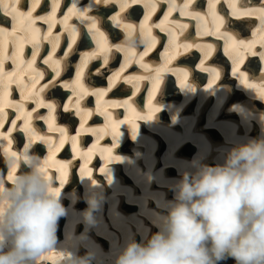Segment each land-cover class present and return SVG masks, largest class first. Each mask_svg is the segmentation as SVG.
Segmentation results:
<instances>
[{"label": "bare ground", "instance_id": "obj_1", "mask_svg": "<svg viewBox=\"0 0 264 264\" xmlns=\"http://www.w3.org/2000/svg\"><path fill=\"white\" fill-rule=\"evenodd\" d=\"M198 1L200 2V0H191V5L198 3ZM204 1L202 0L203 5ZM221 1L214 0L215 8L211 9L209 17L206 13L194 16L181 15L179 10L172 11L169 21L173 23H166L165 27L176 33L177 42L180 45L179 48L170 47L167 30L161 31L160 28L152 27L155 45L148 50L147 55L143 56V60L138 62V60L129 61L123 51H116V46L122 44L124 40H119L121 42H112L111 40L120 38V36L121 38L125 37L126 32L122 27H116L112 17H122L124 18L122 23H131L138 27L144 22L145 17L149 15V9L145 7L144 3L133 4L130 8L121 12L118 3L97 5L96 0H60V8L56 14L57 23L52 30V34L53 36H60V44L55 55H62V51H65V55H67V59L64 61L66 65L64 71L67 74L64 77L70 75L68 71H77L78 64H74L73 60L82 56L81 62L83 53H88V51H83V53L80 51L81 43L88 42V36L96 42L92 34L88 32V22L81 23L77 17L73 16L69 23L78 29L79 36L76 44L71 45L69 33L64 30L63 25L59 21L68 14V9L74 3L80 10L91 9L88 11V15L98 18V26L107 36L109 44L113 46V50L109 55L107 65L103 64L102 57L92 59L85 70L86 73L90 67L94 68V72L90 74L93 78L91 80L93 84L89 89H105L106 94L100 97L99 100L96 95L89 94L81 100L80 105L81 109L84 110L82 115H85L86 122H89L95 111L93 107H88L86 102H89L90 96L93 95L99 104L106 107L102 112L107 113L106 119L110 122L111 132L100 135L99 141L103 142L102 146L99 147L98 142H96L95 147L97 148L93 150L83 151L82 149H77L76 153L79 156L76 158L59 152V149L62 151L63 147H59V142L57 141V135L60 132L55 130L63 128L66 129V134H68L70 129L81 122V117L75 114L70 103L75 100L71 88L62 86L48 88L41 94L46 102H55L57 104L53 130L49 131L48 123L45 119H36L37 116L47 117L48 109L37 108L31 98L15 101L17 100L16 93L19 92V95H21V86L16 82V77H13L12 83H17V87L12 86L10 88L11 85L9 87L7 99L15 105L22 103L27 112L32 113L33 124L39 120L37 124H45V128L48 130L47 133L38 131L36 133L40 136L51 138L50 152L52 155L46 160V172L50 180L53 177H58V183L54 181V184L60 190L59 197L66 209V215L59 220L58 229L55 233V249L58 252L70 253L74 258H78L74 253V249L79 244L87 251H84L81 258H88L87 256L91 255V258L99 264H116L118 256L130 242L135 240L136 243H145L154 233L160 230V223L167 216L170 204L175 201L176 193L172 197V195H169L170 190L176 189V185L183 179L185 172L193 171L191 162L194 160L204 164L210 162L212 166L222 164L227 152L233 147L246 143L248 140L257 139L252 136L254 133L250 132L253 127L255 132L264 131V114L257 112L264 108V98H261V94L264 92V65L261 68L262 72H258L260 62L255 61L258 59L257 55L260 56L259 53L264 52V47H262L264 30H260L261 21L258 15L244 16L241 19H237L231 13L230 18L227 13L228 9L232 11V8L229 7V0H225L226 9ZM49 2L51 4L52 0H41L40 7L36 9L33 16H49L52 12V4L50 5ZM187 2L188 0H175L177 9L183 7V4ZM239 3L246 4L250 9L264 7V1L261 2V0L255 3L252 0H239ZM30 4L31 0H21L20 7L23 11H28ZM48 4L50 9L47 7ZM191 5L188 11L196 13ZM168 11V0H161L148 20L149 25L161 23L164 17L168 15ZM213 12H215V17H220L224 20L223 25L220 27V33H224L227 30L228 34L238 42L243 40L251 44L252 51H255L257 55H252L251 51L244 47L232 48L227 46L228 37L218 35L214 31L216 19L212 14ZM127 16L128 18L126 19ZM13 23L11 17L0 16V28L6 29L4 38L6 39V49L9 56L14 51L13 40L16 36H23L24 29L27 27L26 23L23 25L17 23V30L13 33ZM35 27L41 30L40 36L42 38L47 32L48 24L43 20L37 19ZM238 29L241 30L240 32H244L242 36L237 33ZM248 34H252V36L248 37ZM166 40V46L162 50L160 44H163ZM48 43V41L41 39L40 52L34 65V67L43 70L45 73L37 88L48 83L55 76L51 68L48 67L47 71L45 69L47 65L43 64V60L47 58L46 54H51L50 52L52 51V45L49 43L48 46ZM70 45L72 51L68 52L67 49ZM185 45H190V47H185ZM207 45H211L212 49L210 56L205 59V51L203 49ZM96 50L92 49L89 52ZM33 51V44L26 42L23 52L25 68L27 67V62L32 58L31 54ZM144 51L145 48L139 46L133 52V55L140 57ZM119 53L123 54L126 61L120 65H115V67L114 65H109L110 60H119ZM195 58L198 60L195 65H186L184 60H194ZM54 59H56L55 56ZM181 63L183 67L178 65ZM143 65L148 67L145 68ZM122 68L123 72H121L120 80L115 87L110 88L111 77L116 72H120ZM228 68H230L229 72H227ZM13 71L19 70L11 59L5 60L4 72ZM157 71H159L160 75V85L158 89L154 90L153 83L156 80ZM185 73H187L186 76ZM173 75H176L178 81H176V77L172 79ZM190 76L202 79H206L209 76V79L212 80L208 85L201 88L199 84L197 85L193 82V79L192 81L188 79ZM24 80L29 82L27 75ZM164 80L166 81L164 82ZM245 80L246 82H242ZM105 82L106 86L103 85ZM218 82H222V85H218ZM65 83L71 84L72 81L57 80L58 85ZM163 83L164 86H162ZM101 84L104 87H101ZM143 90L144 93L142 92ZM125 92L129 93L123 95ZM181 92L185 95L183 99L174 100L166 104L157 102L169 94L180 96ZM141 93L144 95L141 96ZM245 94L248 100L242 101V97ZM62 95L63 97L61 98ZM125 101L128 102L127 105H125ZM188 106L196 109V112H192L189 115L185 114L184 110L189 108ZM256 106H258L257 110ZM64 107H69L70 111L65 112L63 110ZM143 107H146V109ZM12 109L16 108L11 106L5 108L7 119L4 121L3 128H0V132L7 134L11 131V150L17 151L22 149V139L25 138L23 145H28L29 134L26 131H20L24 126V119H17L15 117L16 113ZM44 111L46 113H42ZM19 115L20 113L18 112ZM121 115L126 118L120 119L119 116ZM97 119L99 120V117ZM7 120V126H4ZM13 120L16 125L19 123L14 130L9 126ZM159 120H166V123H160L158 122ZM143 121H146L145 125L149 128V133L148 131L142 132ZM33 124H31L32 128ZM194 126L199 128V133H195L196 130L191 129ZM102 129L107 131L108 127L103 126ZM131 129L134 131L130 133ZM244 130L247 131L245 132ZM84 131L86 134H83L82 130L72 131L68 137H76L79 146H84L90 136L98 139L99 131L94 127L84 129ZM206 132H209V134ZM262 133L261 137H264V132ZM213 134L222 135L224 142L217 145L214 143L210 144V136ZM82 135H87V137L83 139ZM254 135L256 136V133ZM110 140H112V145ZM192 141L194 144L191 143ZM70 144V139L64 143L65 146ZM195 144H197V148H195ZM47 145L49 146L48 143L41 142L38 139L34 140L31 145V151L38 154ZM160 146L166 148L164 157L155 155L156 150L160 149ZM6 147H8L7 141L0 138V173L5 168L12 171L11 161L6 160L4 156ZM126 147L133 150L134 156L126 153ZM192 149L193 151L196 150L197 155H194L195 153L191 151ZM98 150H100L101 155L105 153L103 157L104 164L98 171L100 177L95 171L97 165L95 161H92L93 157L96 158ZM73 153L71 151L72 155ZM211 154L212 158L210 160L209 156ZM188 155H192V158L185 157ZM148 158H150L149 161ZM159 159L162 160V166L160 165L161 169L155 171L153 168L156 167ZM142 161H145L148 167L147 171L142 167L144 166ZM85 163H88V165L84 170L80 171L82 176L79 186L84 190V198L80 199L82 195L76 185L77 179L74 178L75 172L72 171L74 170L72 168L76 165L75 169H77ZM63 165H67V168H64ZM172 168L176 170L174 173H178V175L166 176L165 173ZM50 169L56 170L57 173L52 172ZM16 170L8 177L12 176L15 178ZM21 170L19 168V171ZM62 173H66V175H62ZM70 173L71 176H68ZM126 176H128L127 180ZM105 178L107 179L106 181ZM9 180L13 182L14 179L9 178ZM62 180L64 183H61ZM8 183L11 184L10 182ZM135 185L140 186L141 193ZM65 187L70 188V190ZM154 200L156 203L153 202ZM89 201L93 204L98 202L100 205L99 210L92 213L94 221L92 224L86 222L84 217L86 210H89L90 207ZM78 202L79 205L75 207ZM107 205L109 206L108 210ZM62 226H66L63 237L60 234ZM64 239L66 240L63 241ZM57 251L46 253L40 258V261L42 259H51L58 264L65 257Z\"/></svg>", "mask_w": 264, "mask_h": 264}, {"label": "clouds", "instance_id": "obj_2", "mask_svg": "<svg viewBox=\"0 0 264 264\" xmlns=\"http://www.w3.org/2000/svg\"><path fill=\"white\" fill-rule=\"evenodd\" d=\"M151 43L137 28L126 32L119 46L134 61L139 56L133 52ZM24 148L16 151L19 159L4 153L12 168L22 170L11 184L0 173V264H39L43 255L57 251L55 233L66 215L46 158ZM191 167L176 185L160 230L145 243L130 242L116 264H219L227 258L264 264V137L233 147L222 164L194 160ZM89 204L84 217L92 224L100 205ZM58 253L63 264H89L87 258Z\"/></svg>", "mask_w": 264, "mask_h": 264}, {"label": "snow or ice", "instance_id": "obj_3", "mask_svg": "<svg viewBox=\"0 0 264 264\" xmlns=\"http://www.w3.org/2000/svg\"><path fill=\"white\" fill-rule=\"evenodd\" d=\"M159 2L157 0H96L97 5H107L109 3H118L120 7V11L124 12L126 9L130 8L133 4L137 3H144L145 7L149 9V15L145 17V20L142 24H140L138 27L131 23H122V20L124 18L119 16L112 17L116 27H122L125 32L128 31H134L137 28L148 38L151 39L152 43L150 47L145 49L143 52V55H141L138 59V62H141L143 60V56L147 55L148 50H150L155 45V37L152 36V27L160 28L161 31L167 30L169 33V45L170 47L179 48L178 44V37L174 31H172L170 28L166 29L165 24L166 23H173L172 21H169V16L171 15L172 11L179 10L181 12V15H194L198 16V13H190L188 9L191 5V0H188L187 3L183 4V7L177 9V6L175 4V0H168L169 3V11L168 15L164 17V20L161 21V23L156 25H149L148 20L150 19V16L152 12L155 11V9L158 7ZM41 0H31L30 9L28 11H23L20 7L21 0H0V16L3 17H11L13 23L12 31L13 33L16 32V24L19 23L21 25L27 24V27L24 29V35L23 36H16L13 40L14 45V51L12 52L11 56L7 54L6 49V39L4 38V34L6 33V29L0 28V128H3L4 121L7 119V113L5 112L6 107H15L17 111L20 113L19 116H17V119L23 118L24 119V126L20 129V131H26L29 134V143L24 148L25 151L28 150L29 147H31L32 142L34 140H40L41 142H45L49 144V147L51 148V138L46 136H40L36 133L35 129L32 128L31 122L33 119L32 113L27 112V110L24 108L23 104L15 105L13 102L9 101L7 99L9 95V87L11 83L13 82V77H16V82L18 85L21 86V98L28 99L31 98L33 102L36 104L37 108H47L48 109V116H37L36 119H45L48 123L49 131L53 130V126L55 123V112L57 109V104L55 102H46L44 97L41 95L45 89L48 88H57V87H64V88H71V91L73 92L75 96V100L73 102H70L72 104V109L75 111V114L81 117V128L84 127V122H86V116L82 115V112L84 111L81 109V100L89 95L93 94L96 95L98 100L100 97L106 94L105 89H99V90H93L89 89L84 84V73L85 70L88 68V64L92 59L97 58H103V64H108V57L111 54L113 50V46L109 44L108 38L105 35L104 32L100 30L99 21L96 16H90L88 15V10H80L77 8L76 4L74 3L71 8L68 9V14L63 17L59 23L63 25V28L66 32L69 33V36L71 38V45H75L77 42V38L79 36L78 29L71 25L69 23L70 19L75 16L77 17L81 23H84L85 21L88 22V32L92 34L93 39L96 40L97 43V50L90 53H84L83 59L81 60L80 64L77 67L76 71V79L71 84H63L58 85L57 80L60 77L61 73L65 70L66 65L64 61L67 59V55H65L61 59H54L55 53L59 47L60 44V36H53L52 30L57 23L56 20V14L57 11L60 8V0H52V12L49 16H40V17H34L33 13L36 11L37 8L40 7ZM229 7L232 8V14L237 18L241 19L244 16H251V15H258V18L261 21V29L264 30V7H261L260 9H250L246 6V4H240L239 0H229ZM209 8L214 9L215 8V2L214 0H209ZM215 17V12L212 13ZM37 19L43 20L45 23L48 24V29L46 34L41 38L40 32L41 30L39 28L35 27V22ZM216 19V27L214 29L215 33L218 35L227 36L228 40L226 41L227 46L232 48H240L244 47L251 51L252 55H257L255 51H252V45L246 43L243 40H240L239 42L234 39L232 36L228 34V31L225 30L224 33H220V27L223 25L224 20L220 17H215ZM62 35V34H61ZM41 39L48 41L52 45V51L51 54L47 56L46 59L43 60V64L49 65L52 72L55 73V76L51 78L48 83L42 85L41 87L37 88V85L39 84V81L44 78V71L41 69H37L34 67L36 64L37 56L40 52V43ZM26 42H30L33 44L34 51L32 53V58L30 61L27 62V67H24V60H23V52H24V44ZM71 45L68 47L67 51L71 52L72 47ZM185 47H190V45H185ZM262 47H264V43H262ZM211 45H207L205 49V59H207L211 54ZM121 48L119 45L116 46V51H120ZM178 54V53H176ZM262 60H264V52L259 53ZM7 59H11L12 63L16 65L17 69L19 71H13V72H4V62ZM143 67L147 68V65H143ZM121 72H123V68L120 70V72H116L110 79L109 87H115L117 82L121 78ZM28 76V81L25 82L24 77ZM187 73H185V76ZM242 82H246L242 81ZM160 85V75L159 71H157L156 80L153 83V88L158 89ZM261 98H264V92L261 94ZM125 105H127V101L124 102ZM65 112L70 111L69 107H64L63 109ZM90 114V113H89ZM11 129H16V123L15 121L11 124ZM56 131H59L61 133V137L59 139V147H63L66 140H71L72 145V151H76L77 146V138L76 137H68L66 135V129L63 128H57ZM11 137V131H9L7 134L0 132V138H3L7 141L8 147L4 149V153L8 157H18V153L16 151L11 150V144L12 140ZM47 164V161L45 162ZM64 168H67V165H63ZM16 170V167L12 168V172L14 173ZM62 175H66V173H62ZM10 179H14V177L10 176ZM61 183H64L62 180ZM60 192L56 191V195L59 196Z\"/></svg>", "mask_w": 264, "mask_h": 264}, {"label": "rangeland", "instance_id": "obj_4", "mask_svg": "<svg viewBox=\"0 0 264 264\" xmlns=\"http://www.w3.org/2000/svg\"><path fill=\"white\" fill-rule=\"evenodd\" d=\"M219 264H235V260L232 258H227L225 260L220 261Z\"/></svg>", "mask_w": 264, "mask_h": 264}]
</instances>
